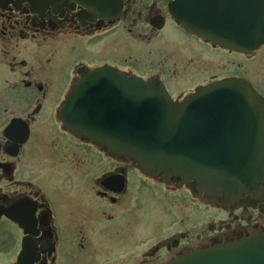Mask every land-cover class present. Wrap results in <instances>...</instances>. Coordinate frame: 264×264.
<instances>
[{
    "label": "flooded vegetation",
    "instance_id": "flooded-vegetation-1",
    "mask_svg": "<svg viewBox=\"0 0 264 264\" xmlns=\"http://www.w3.org/2000/svg\"><path fill=\"white\" fill-rule=\"evenodd\" d=\"M175 1L0 0V264H164L264 236V177L206 199L69 127L73 87L99 69L123 86L158 80L174 103L229 80L264 102V37L248 51L202 38L175 21Z\"/></svg>",
    "mask_w": 264,
    "mask_h": 264
},
{
    "label": "water",
    "instance_id": "water-1",
    "mask_svg": "<svg viewBox=\"0 0 264 264\" xmlns=\"http://www.w3.org/2000/svg\"><path fill=\"white\" fill-rule=\"evenodd\" d=\"M239 1L243 17L247 9L255 12V29L242 30L244 38L252 34L253 43L240 45L231 37L230 11L215 9L212 2L208 7L207 0H176L174 18L205 39L248 51L264 36V0ZM93 74L73 87L67 102L70 128L111 153L129 156L143 170L191 180L192 189L205 191L206 199L230 201L259 185L264 104L247 83L213 82L174 104L158 81L131 79L123 86L100 77L101 69ZM102 80L104 85L98 83ZM165 264H264V237L191 251Z\"/></svg>",
    "mask_w": 264,
    "mask_h": 264
},
{
    "label": "rangeland",
    "instance_id": "rangeland-1",
    "mask_svg": "<svg viewBox=\"0 0 264 264\" xmlns=\"http://www.w3.org/2000/svg\"><path fill=\"white\" fill-rule=\"evenodd\" d=\"M200 57H204V56H200ZM210 58V57H209Z\"/></svg>",
    "mask_w": 264,
    "mask_h": 264
}]
</instances>
